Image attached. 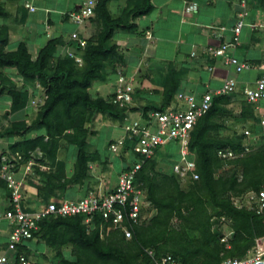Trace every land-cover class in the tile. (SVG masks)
Segmentation results:
<instances>
[{
  "label": "trees",
  "instance_id": "trees-1",
  "mask_svg": "<svg viewBox=\"0 0 264 264\" xmlns=\"http://www.w3.org/2000/svg\"><path fill=\"white\" fill-rule=\"evenodd\" d=\"M111 1L97 0L89 21H97L98 31L90 36L82 35L87 37L86 45L76 46L77 53L83 58L81 66L68 54L53 61L57 48L64 46L62 35L49 38L34 56L26 40H19L15 48H11L10 30L0 25V97L7 95L9 99L5 116L12 111L25 109L38 92L42 101L32 121H11L2 135L16 136L19 140L10 145V151L2 153L20 152L26 160L31 152L39 148L42 152L39 161L49 159L54 163L61 140L77 148L71 177L65 176L64 165L60 162L56 163L59 166L56 170L45 172L38 169L45 181L39 186L42 196L48 197L69 183L83 184L89 177L90 164L100 159L99 149L91 150L89 139L94 134L92 123L96 113L107 112L112 120L121 122L139 110H143L147 116L150 110H164L169 106L180 86V79L175 69L171 68L164 86L162 104L143 105L142 108L119 107L112 103L111 95L103 97L91 93L95 81L107 80L110 69L115 73L116 68L125 63L124 50L114 39L115 32L137 31L139 25L136 19L149 14L155 7L154 0H127L122 13L115 14L109 7ZM8 16L10 10L0 1V17ZM47 21L52 23L50 17ZM7 69L14 70L26 85L18 86L17 82L10 80L4 71ZM237 91L214 97L210 109L191 130L187 150L196 162L198 179H182L174 172L173 165L179 157L169 162L168 168L161 169L156 151L152 158L143 163L136 179V183L146 190L149 207L156 209L150 220L126 222L132 231V236L127 238L121 228H116L109 220H103L98 215L90 222L94 225L92 229L85 224L83 215L46 216L39 221V229L30 241L42 240L51 248L58 249L54 257L45 258L47 263L152 264L153 258L148 250H153L157 257L172 254L180 264H221L227 258H243L248 250L255 247L257 239L264 238V214L237 206L233 197L264 187V146L255 149L249 145V150H246L245 140L248 137L244 131L241 137L217 135L225 127L219 118L228 114L227 106L234 101ZM240 93L247 108L251 107L243 88ZM247 108L244 109L245 114ZM257 126L261 127L260 122ZM36 130L40 133L26 137ZM133 143L127 139L124 148L117 152L126 164L134 156L129 151ZM110 144L109 141V149ZM219 149H230L237 157L223 158L218 155ZM166 159L163 158L164 161ZM183 184L187 187L183 188ZM214 216H226L231 221L232 232L224 242L225 233L213 228ZM66 245L78 250L76 260L64 257L60 249Z\"/></svg>",
  "mask_w": 264,
  "mask_h": 264
},
{
  "label": "crops",
  "instance_id": "crops-1",
  "mask_svg": "<svg viewBox=\"0 0 264 264\" xmlns=\"http://www.w3.org/2000/svg\"><path fill=\"white\" fill-rule=\"evenodd\" d=\"M80 1L76 0L70 4V7L61 9L59 12L60 16L52 15L49 8L46 7L43 14L44 22H47L49 17L52 22H56L59 18L61 21H70V19L65 17V14L69 10L76 8L80 4ZM119 1L112 0L109 5L111 11L115 14H121L125 6L120 4ZM154 5L155 7L152 12L136 19L139 25L137 31L118 30L115 32V35L121 32L126 33L116 41L124 50L125 63L119 65L115 73L110 69L108 76H112L113 78H107L108 83L106 82L107 80L100 81L101 87L106 88L109 84V90L112 91L116 85L119 73L133 76V78L139 81V84H136L135 81L133 106L142 108L143 105L159 106L162 104L164 86L171 68L175 69L177 77L180 79V86L177 88L174 98L178 91L192 92L200 96L205 91L221 85L223 80L229 76L237 78V89H242L246 85H253L255 80L264 74V0H247L245 5L242 3V0H154ZM244 9L248 13L245 17L246 24L240 34L241 44L235 53L241 60L249 62L251 68L241 73H236L233 67L226 66L220 58H215L204 52L202 47L217 46L223 40L230 39L232 36V28L235 26L239 14ZM91 24L88 21L83 27L78 26L76 29H73L71 33L73 31H79L81 36H90L91 33L87 30L91 28ZM127 33H130L133 37L129 38ZM61 34L55 36H60ZM76 46V42L71 41L69 36V38L65 39L62 49L63 53L68 54L69 50L77 52ZM130 52L133 54L131 53V58L129 59L128 57L127 59L126 53L129 54ZM134 54L137 56L136 60H134ZM139 78H142V80H139ZM93 88L96 90V93L99 91L95 88V84ZM148 89L151 90L147 92ZM108 95L106 93L103 97H107ZM259 104L264 105V100L252 105L256 106ZM132 114L139 115L138 111L131 113L130 116ZM120 126L123 127V121L120 122ZM4 129L5 126L0 125V154H3V151H10V145L19 140L14 137L3 136ZM32 133L30 132L28 134ZM114 140L116 139L110 138L109 141L112 142ZM69 145H71L70 148L64 153L61 149L63 146L60 144L56 160L57 163L60 162L64 165V170L67 171V168L73 169H70L71 173L68 176L71 177L74 172L77 148L72 144ZM171 145L178 150L180 149L178 144L172 143ZM100 151L102 152V149L99 147ZM35 152L41 153L40 155L42 156L39 148L31 152L26 160L23 158L16 160V154H5L9 159L16 161V167L13 168V171L17 179L21 182L22 208L28 212L39 210L52 200L80 198L90 190L107 192L116 186L115 184L118 183L119 173L126 164L122 159L120 162L117 160L120 163L119 172L116 174L117 181L108 188L90 185H86L85 188L83 186L85 182L81 185L84 191L81 190L76 194L73 192L74 186L75 184L78 185L81 183H69L65 188L56 189L54 191L55 193H51L48 197H39L38 184L39 186L43 185L45 181L38 180L37 184H35L33 181L35 177L32 174H36L35 172L40 169L38 165L42 169L43 167H50L48 170H52V166H49V164H47L48 166L46 165L48 159L39 161L41 156L35 159L32 155ZM132 158L133 156L127 162ZM30 163L32 165L34 163L31 167L34 171L32 174L30 172L31 170L27 169ZM113 163L115 162H112L111 168ZM91 167H93L92 163L90 164ZM166 168V166H162L161 169L165 170ZM109 171L108 168V174ZM90 172L91 169L89 170V175ZM43 177L44 175L40 179ZM11 206L10 191L7 188L5 180L0 178V213L7 211ZM148 209L149 206L145 208L143 213L148 211ZM9 233L10 225L8 221H0V253L8 250ZM24 242V245L19 247H24V250L21 251L31 258L47 262L45 256L39 252L41 247L37 242L35 243L34 240H25Z\"/></svg>",
  "mask_w": 264,
  "mask_h": 264
},
{
  "label": "built area",
  "instance_id": "built-area-1",
  "mask_svg": "<svg viewBox=\"0 0 264 264\" xmlns=\"http://www.w3.org/2000/svg\"><path fill=\"white\" fill-rule=\"evenodd\" d=\"M35 0H24V7L30 12H35L37 6ZM97 0H81L80 4L66 12V16L77 26L83 27L94 14ZM245 5L246 0H242ZM245 9L241 11L232 28V36L228 40H223L217 46H203L204 52L215 58H220L226 66L234 68L236 73L250 69L251 64L241 60L235 53L241 44L240 34L246 24L247 15ZM224 28V27H222ZM150 37V35H149ZM70 40L77 45L84 47L87 37L81 36L79 31L70 34ZM195 54V53H194ZM193 54V55H194ZM68 55L73 57L81 66L83 58L75 51H68ZM134 78L124 73H119L116 85L109 95L111 101L119 107L133 106L135 86ZM238 86L237 78L229 76L223 80L221 85L209 89L200 96L192 92L178 91L175 101L164 110H150L145 116L143 110H139L138 117L126 116L123 121L124 135L111 142L110 150L114 153L120 152L127 142L133 141L129 148L134 156L119 173L118 183L114 188L107 192L88 191L84 196L77 199L52 200L45 207L36 211H25L22 208L21 182L15 176L13 168L16 161L9 159L7 155L0 154V178L4 179L10 191L12 206L7 211L0 213V221H8L10 233L6 252L0 253V264H49L46 261L31 258L19 249L24 245L25 240H31L34 232L39 229V221L46 216H74L83 215L85 222L90 223L94 217L101 216L103 220H109L116 228H121L125 236L130 238L132 231L126 226V222H141L143 212L150 202L146 200V190L141 184L136 183L138 171L143 163L152 158L160 146L166 142L179 144V158L173 165V170L179 177L186 179L192 177L198 179L196 162L192 159L187 150L191 130L198 119L204 115L212 106L216 96L233 94ZM243 94L250 104L264 100V74L257 78L253 85H246ZM264 126V118L260 122ZM249 138L252 134L249 129L244 130ZM246 150L249 145L245 144ZM135 154L140 155L138 158ZM17 159L23 156L16 153ZM218 155L223 158H234L237 154L230 149H219ZM32 163L27 166L31 170ZM249 197L247 202L243 200ZM239 207H247L255 210L259 214H264V187L260 190H250L245 194L239 195ZM235 203V202H234ZM227 239V235L222 241ZM259 242V241H258ZM153 258L152 264H180L172 254H164L157 257L153 250H148ZM256 260L235 257L227 258L221 264H251L264 260V252H259Z\"/></svg>",
  "mask_w": 264,
  "mask_h": 264
},
{
  "label": "rangeland",
  "instance_id": "rangeland-1",
  "mask_svg": "<svg viewBox=\"0 0 264 264\" xmlns=\"http://www.w3.org/2000/svg\"><path fill=\"white\" fill-rule=\"evenodd\" d=\"M0 1L4 2V5L10 10V16L5 17V18L0 17V25L7 26L10 30V33H11L10 46L12 47L14 46L15 48V44L19 40H26L28 44V48L34 56L45 45V43L49 40V38L55 37V35H59L60 33H62L61 35H63L64 39H67L69 38L71 31L78 27L74 22L66 21V20L61 21L60 18L56 22L55 21L52 22L50 25L48 21L44 22L43 20V14L45 12L46 7L49 8L52 15L60 16L59 15L60 10L63 9L64 7H70L71 6L70 4L74 3L76 0H35L34 3L37 6V10L35 12H30L24 7V0H18L15 2H11L8 0H0ZM119 3L126 6L127 1L120 0ZM98 28L99 26L97 24V21H94L91 24V28H88L87 31H89L91 34H94L95 32L97 33ZM125 34L126 33L124 32L117 33L114 36V39L117 41ZM127 34L129 38L133 37L130 33H127ZM62 49H63V46H60L57 48L58 51L55 52L53 56V61H56L59 56L66 54V53H63ZM131 53L132 52H130L129 54L126 53L127 59L128 57L129 59L131 58L130 56ZM136 57L137 56L134 54V60H136ZM4 71L6 73V76L9 77L10 80L13 79L14 82H17L18 86H22L23 83H25L26 85V82H24L23 79L18 77V75L16 74L14 70L7 69ZM108 78H113V77L109 76ZM139 80H142V78L141 79L139 78ZM135 81H136V84L137 83L139 84V81H137L136 78H134V81H133L134 86H135ZM106 82L108 83L109 81L107 80ZM94 84H95V88L98 89L99 91L96 93V90L92 87L91 93L93 95L105 96L106 93L107 94L110 93V90H109L110 87H108L109 84L107 85L106 88L101 87L99 80L95 81ZM31 86H33V84H31ZM151 89H148L147 92H149ZM237 92L238 93L234 101L230 102L227 106L228 114L226 116L219 118L220 121L224 122L225 127L220 129L217 135L219 137H230V136L231 137H241V134L245 129H250L252 134L250 135L249 138L245 140V143H247L248 145H252V147L255 149L261 148L262 146H264V126L258 127L257 124L261 122L262 119L264 118V105L262 104H259L256 106L252 105L251 107L247 108L248 106L242 100V96L240 93L241 89L239 88ZM5 93L7 92L5 91ZM40 95L41 94H39L38 92V95H36V97L32 96L34 97V99L32 98L33 100L31 101L30 105H28L25 109H22L18 112L12 111L10 112L9 115L6 114V116L4 113L8 107L9 99L7 95L1 96L0 97V125L5 126L4 131L9 125H11L12 120L18 119L20 121V120L26 119L27 121H32L35 118L36 114L38 113L40 109V104L42 103L40 99L41 98ZM33 101H36V103H33ZM245 108H247L248 110L247 114L244 113ZM133 116L138 117L137 114H132V117ZM120 122L121 121L119 120H112V118L107 112L105 113L98 112L95 114L94 122L92 123V128H93L92 130L94 131V134H92L89 138L90 144H91V150H95L96 148L98 150L100 147L102 149V152L100 151V154H101L100 159L92 163L93 167L90 168L91 172H90L89 177L85 181L86 182L85 185L78 184L79 185L78 186L77 184H75L74 190H73L74 193L77 194L81 190L84 191L81 188V185H83L85 188H86V185L108 188L110 185H114L115 182L117 181L116 174L117 172H119V167H120V163H118L117 160L120 162L121 159H119L117 153L112 152L108 148V144H109L110 138L119 139L120 137L124 135V129L123 127L120 126ZM39 133L40 132L36 130L32 134H28L27 137L36 136ZM14 138L19 139L17 137H14ZM61 141H62L61 144L63 146L61 149L65 153L68 150V148H70L71 145H69L70 143L66 140H61ZM40 154L35 152L32 155L35 159H37L36 157L41 156ZM178 155H179V150L175 147H172V145L168 142L160 146L157 150V157L159 160V165L166 166L167 168L170 165L169 162L177 160V158L179 157ZM163 158H167L166 160L168 161L169 164H167V161L166 160L164 161ZM112 162H115V163H113V166L111 168ZM56 163H57L56 160L54 163H52V161H50L49 159L46 161V165L49 164V166H52V170L53 169L56 170L57 168H59V166H57L58 164ZM38 166L40 169H42L40 165ZM49 168L50 167H47V168L43 167L42 170H44L45 172L51 171V170H48ZM108 168L110 170L109 174L107 173ZM70 169L72 168H67V171L64 170L66 177L70 176V173H71ZM37 171L35 172L36 174H32L34 172L33 168L30 171L31 174L35 177V180H33L35 184H37L38 180H43V179H40L42 175H40ZM182 186L183 188L187 187L186 184H183ZM38 187H39V184H38ZM38 194H39V197L42 196V193H38ZM248 199H249L248 196L243 198L245 203L247 202ZM233 200L235 204L237 205H240V203H242L240 202L242 200L239 201L238 196H234ZM155 213H156V209L154 208L151 209L149 207L148 211H146L143 214V219L147 220L148 222V220H150V218ZM213 220L215 221L213 228L219 233L221 232L225 233V235H227V238H228V236L232 232L230 229V226H231L230 219L227 218L226 216H214ZM85 224L89 227V229H92L94 226L93 224L87 223V222H85ZM34 242L35 243L37 242L39 244V246L41 247L39 249V252H41L45 256V258L54 257L56 255V252L58 251L56 247L51 248L42 240L38 241L34 239ZM60 250L63 252L64 257L67 259L76 260L78 258V250L75 249V247L72 245L63 246ZM259 252L261 253L264 252V238L257 239L255 247L248 250L246 254L243 256V258L255 261L256 260L255 258L258 256L257 254Z\"/></svg>",
  "mask_w": 264,
  "mask_h": 264
},
{
  "label": "water",
  "instance_id": "water-1",
  "mask_svg": "<svg viewBox=\"0 0 264 264\" xmlns=\"http://www.w3.org/2000/svg\"><path fill=\"white\" fill-rule=\"evenodd\" d=\"M251 264H264V260L263 261H257L255 263H251Z\"/></svg>",
  "mask_w": 264,
  "mask_h": 264
}]
</instances>
